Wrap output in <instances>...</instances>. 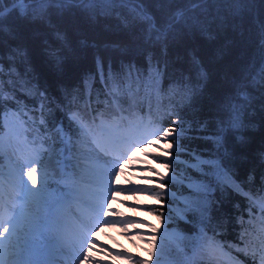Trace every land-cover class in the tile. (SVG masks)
I'll return each mask as SVG.
<instances>
[{"label":"trees","instance_id":"obj_1","mask_svg":"<svg viewBox=\"0 0 264 264\" xmlns=\"http://www.w3.org/2000/svg\"><path fill=\"white\" fill-rule=\"evenodd\" d=\"M25 8L21 15L4 0L0 131L11 112L62 179L55 168L62 137L76 151V139L97 121L120 126L144 118L158 134L182 126L178 142L170 135L179 144L172 153L198 162L169 167L200 184L204 199L183 216L166 212L167 226L181 232L188 249L203 240L205 254L193 264H260L264 0H26ZM234 105L241 106L238 128L228 123ZM165 184L178 195L184 186Z\"/></svg>","mask_w":264,"mask_h":264},{"label":"rangeland","instance_id":"obj_2","mask_svg":"<svg viewBox=\"0 0 264 264\" xmlns=\"http://www.w3.org/2000/svg\"><path fill=\"white\" fill-rule=\"evenodd\" d=\"M2 121L0 201L10 211L27 205L32 214L45 218L48 226L38 242L44 252L34 255L33 259L39 256L43 264H193L204 256L206 248L202 239L188 249L181 232L167 226L168 212L183 216L184 210L199 206L204 199L203 193L196 189L200 184L183 178L182 173L175 174L169 165L175 166L171 163L173 161L181 162L183 166H194L198 160L174 156L172 151L178 147L170 141V136L168 142L154 139L158 133L152 131L147 120L131 119L120 126L97 121L93 132L88 130L76 139V151H72L67 136L62 137V145L56 150L55 168L63 178H54L51 160L44 162L48 173L46 189H42L40 183L33 188L27 176H23L28 188L39 189L58 201L51 214L44 203L38 206L29 203L27 188L20 183L21 171H27L26 167L21 169V163L41 149L34 148L32 139L29 140L23 131L21 120L15 119L11 112L4 114ZM149 139H153V143H147ZM170 143L173 145L171 149ZM130 145L135 148V155L124 163V158L130 154ZM114 148L117 156L109 153ZM68 158L75 159L76 165L66 163L64 160ZM117 159L124 165L123 171L116 168L118 174L112 177V164ZM156 163L163 166V171H159ZM37 167L39 169V165ZM145 179L151 182L148 191L155 197L154 201L143 195L146 189L142 180ZM167 180L175 181L177 187L184 185L179 188V195L165 184ZM161 196L171 199V204L165 205ZM114 202L117 203L114 205ZM142 209L151 211L159 219L157 225H152L151 238L140 230L136 219ZM157 209L168 210L158 214L154 212ZM101 211L106 215L101 216ZM100 220L110 223H99ZM80 222L89 230L87 235L80 228ZM50 232L63 237L59 247L50 248ZM81 243L92 247L86 261L83 255L88 254V249L81 248ZM144 249L147 250L145 261L138 256V252ZM61 256L66 260L60 259Z\"/></svg>","mask_w":264,"mask_h":264},{"label":"snow or ice","instance_id":"obj_3","mask_svg":"<svg viewBox=\"0 0 264 264\" xmlns=\"http://www.w3.org/2000/svg\"><path fill=\"white\" fill-rule=\"evenodd\" d=\"M13 5L19 6V11L21 15L26 13L25 2L26 0H11ZM29 3L32 0H28ZM38 2H46V0H38ZM121 3L124 2H138V0H120ZM5 16L4 9V0H0V21L3 20ZM177 19L183 16L182 11H178L176 13ZM147 19H151L150 17H145ZM154 22L151 27H154ZM3 73V67L0 65V74ZM257 76L260 78V82L264 83V65L259 69ZM257 77H253L255 81ZM238 95L244 99L248 100V94L244 91H239ZM9 99H14V96H9ZM5 99L4 92L0 90V106L3 105ZM241 106L234 105L233 113L230 116L229 124L233 128H238L240 126V113ZM176 122H174L175 124ZM184 128L181 126L179 129L176 127H170L164 130L161 134H156L154 139H161L164 142H168V137L170 135H175L177 142L180 139V136L183 134ZM147 143H153V139L147 140ZM179 147V144H176ZM173 145L169 144V149H171ZM130 154L124 158V163H128L135 155V148L131 145L129 146ZM41 153L37 152L33 155L32 158L23 160L20 167L21 169L27 168L26 172L21 171V181L20 183L27 188V200L29 203H34L37 206L40 203H44L49 208V213L51 214L52 209L55 208L56 203L58 202L54 196H49L42 193L39 189L33 190V188L40 183L42 189L47 188L48 183V173L45 165L41 160ZM39 165V169L38 166ZM113 172L110 174L112 177L117 175L115 172L116 168H119L120 171H123L124 165L119 163V159H117L112 164ZM27 176L28 181H30L33 188H28L27 182L23 180V176ZM264 208V197H261L259 201H257ZM103 209V205L101 206ZM106 215L103 211H101V216ZM99 223H110L108 221L100 220ZM47 222L45 218L39 217L37 215L32 214L31 211L27 209V205L20 206L18 210L10 211L7 206L0 201V264H43L39 259H33L34 255H38L44 252V249L38 246V242L40 237L44 235L45 230L47 229ZM50 237V248L51 247H59L61 243H63V237L57 235L54 232L49 233ZM81 248L87 247L88 254L83 255V260L86 261L89 259V255L91 254L92 247L91 245L81 243ZM264 248V245H262ZM261 264H264V254L261 256Z\"/></svg>","mask_w":264,"mask_h":264},{"label":"bare ground","instance_id":"obj_4","mask_svg":"<svg viewBox=\"0 0 264 264\" xmlns=\"http://www.w3.org/2000/svg\"><path fill=\"white\" fill-rule=\"evenodd\" d=\"M156 166L158 167L159 171H163V166L162 165L156 163ZM142 182H143V185H144V189H146L145 193H143V195L147 199H149L151 201H154L155 197L151 196L149 191H148L149 188H150L149 186L151 185V182L149 181V179L142 180ZM115 203H117V202H114V205H115ZM136 219H137V222H139L140 230L148 238H151L150 234L152 232V227H153L152 225H157L158 224V220H159L158 216L154 215L151 211L142 209V210H140V213L136 216ZM80 224L82 225L81 222H80ZM146 254H147V250L146 249L139 251L138 252V256H139L140 260L145 261L144 259H145ZM38 258H40V257L38 256L36 259H38ZM60 259L63 260L65 258L61 256ZM45 261H47V260H45Z\"/></svg>","mask_w":264,"mask_h":264}]
</instances>
